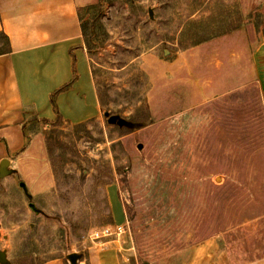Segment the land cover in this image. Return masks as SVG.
<instances>
[{"label": "rangeland", "instance_id": "rangeland-1", "mask_svg": "<svg viewBox=\"0 0 264 264\" xmlns=\"http://www.w3.org/2000/svg\"><path fill=\"white\" fill-rule=\"evenodd\" d=\"M77 12L100 114L32 116L0 140V264L88 260L118 244L91 237L114 207L137 264L215 236L229 264L263 258L264 105L253 82L220 94L215 65L224 35H264V0H91Z\"/></svg>", "mask_w": 264, "mask_h": 264}, {"label": "crops", "instance_id": "crops-1", "mask_svg": "<svg viewBox=\"0 0 264 264\" xmlns=\"http://www.w3.org/2000/svg\"><path fill=\"white\" fill-rule=\"evenodd\" d=\"M89 1L0 0V31L10 47L0 54V140L9 141L5 135L10 129L32 116L49 121L59 117L69 124L99 116L77 12ZM222 38L231 42V50L224 49L225 57L215 65L217 86L222 89L218 92L253 82L264 105V35L251 43H241L234 33ZM241 79H246L242 85ZM111 214L113 224L124 223L119 207L111 208ZM221 244L218 236L208 238L163 255L157 264H229ZM88 256V260L76 256L71 264H137L120 241L95 248ZM42 264L69 263L61 257ZM245 264H264V257Z\"/></svg>", "mask_w": 264, "mask_h": 264}, {"label": "built area", "instance_id": "built-area-1", "mask_svg": "<svg viewBox=\"0 0 264 264\" xmlns=\"http://www.w3.org/2000/svg\"><path fill=\"white\" fill-rule=\"evenodd\" d=\"M128 230V225L126 222L122 224H113L104 226L100 229H95L91 232V237L94 240L105 239L107 241H112L118 243L123 239L126 231Z\"/></svg>", "mask_w": 264, "mask_h": 264}, {"label": "trees", "instance_id": "trees-1", "mask_svg": "<svg viewBox=\"0 0 264 264\" xmlns=\"http://www.w3.org/2000/svg\"><path fill=\"white\" fill-rule=\"evenodd\" d=\"M80 28H81V35L82 37H84L85 32L83 29V26L80 24ZM0 38H1V43H0V54H5L8 53L10 51V47H9V40L7 35H5V33H3L2 31H0ZM52 99H51V103H52Z\"/></svg>", "mask_w": 264, "mask_h": 264}, {"label": "water", "instance_id": "water-1", "mask_svg": "<svg viewBox=\"0 0 264 264\" xmlns=\"http://www.w3.org/2000/svg\"><path fill=\"white\" fill-rule=\"evenodd\" d=\"M111 120H112V119H111ZM69 257H70L71 261L73 262L74 259H75V255L71 254V255H69Z\"/></svg>", "mask_w": 264, "mask_h": 264}]
</instances>
